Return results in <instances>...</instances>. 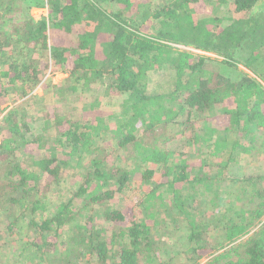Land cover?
I'll use <instances>...</instances> for the list:
<instances>
[{
  "label": "trees",
  "instance_id": "1",
  "mask_svg": "<svg viewBox=\"0 0 264 264\" xmlns=\"http://www.w3.org/2000/svg\"><path fill=\"white\" fill-rule=\"evenodd\" d=\"M0 1L5 91L26 95L43 80L31 52L48 44L49 31L75 34L67 46H48L45 68L68 74L54 85L61 109L45 112L29 137L19 109L0 117V220L10 233L26 222L29 260L264 264V173L234 171L244 157H264V0ZM208 1L232 17L209 16ZM30 7L47 15L27 17ZM164 71L173 72L170 90L151 89ZM103 98L120 101L119 111L104 114ZM175 127L182 149L171 147ZM65 173L76 180L64 185ZM133 185L138 200L127 198ZM50 198L57 203L46 212ZM228 199L241 208L232 213ZM168 224L182 231L164 233L185 240L181 263L156 253ZM208 246L215 251L199 261Z\"/></svg>",
  "mask_w": 264,
  "mask_h": 264
},
{
  "label": "rangeland",
  "instance_id": "2",
  "mask_svg": "<svg viewBox=\"0 0 264 264\" xmlns=\"http://www.w3.org/2000/svg\"><path fill=\"white\" fill-rule=\"evenodd\" d=\"M1 2V1H0ZM207 4L209 6L212 7V11L209 14V16H217L218 18L221 19L222 23H226L228 21V19L230 17H232V13L226 11L224 8H220L218 7L217 4H214L210 1L207 2ZM1 7V6H0ZM47 8H38V7H30L28 9L25 10V15L27 17H31L33 19H38L41 18L43 16L47 15ZM88 28V26L86 27ZM12 32L8 33L11 34ZM74 33L71 34H66L64 32L61 31H49V36H48V44L47 45H43V44H38L37 45V49L32 50L31 54H32V59H34V63L36 65H38V69L43 68V71L45 73V77L43 78V80L36 84L33 85L32 89H29V91L26 93V95H21V91L19 89V87L17 88V90L13 91V92H8L5 91V88L8 87L9 84H6L8 81V77L7 76H1L0 77V109H1V115L0 117L4 114V111L7 110H15V109H19V117L23 116L24 120L27 122V126L29 130L24 129L26 136H30V133L32 134H37L39 129L42 126V122L44 121V116L43 114L45 112L51 113V112H55L60 108V101L55 97V95H53L54 93V85H59L60 83H62L61 81L68 75L67 73H65L64 71H62L61 68L56 69L55 67H52L51 65H48L47 68H45V63L47 61L46 57H47V52L49 51L48 46L49 45H68V43L74 38ZM68 42V43H67ZM66 45V46H67ZM1 59L3 61H7L8 60L4 57L1 56ZM6 64H0V69L4 71H7L6 68ZM67 66H72V63L67 61ZM217 64L213 63V62H209L206 63L205 67L208 69H215L214 67H216ZM167 68V67H165ZM46 71V72H45ZM171 71H164L162 74L156 76V78L154 80H161L160 84L158 86H155V84L152 86L151 89H155V90H160V91H167L170 90V85L169 81H170V74L172 76ZM42 78V77H41ZM153 80V81H154ZM20 84V82L18 83ZM96 102H98V99L96 100ZM99 103H101L99 105V107L101 108V111L104 114H107V112L109 111H119V104L120 101L118 103H115V98H103L102 102L101 100L99 101ZM72 104H74L75 106L82 108L85 104H82L80 100H74L72 101ZM72 104H69L68 106H71ZM80 104V105H79ZM95 107H97V104L95 105ZM95 112V111H94ZM90 112H86L84 113V116L90 115ZM213 122L215 123H220V118H214L212 119ZM175 132V139L171 144V147L176 148L177 146L180 145V148L186 143L185 140V136L179 135L180 134V129H177L175 127L174 129ZM198 145V144H197ZM224 146V147H223ZM189 147V146H188ZM203 147V146H202ZM29 148L33 149L32 152H36L35 149L36 147L34 145H30ZM198 148V147H196ZM222 148V149H221ZM225 148V145L222 144L221 147H219V149L215 150L214 149V153L213 155H211V159H215L216 157H218L220 155V149L223 150ZM182 149V148H181ZM206 149L208 148H204V150L202 149V151H206ZM37 154V153H36ZM43 155V150H39L38 154L35 155L36 159L39 161L41 158H39L40 156ZM194 156H196V154L194 153ZM204 158V154H201L200 157L198 158L199 161L202 160ZM258 158V161L256 160ZM202 163V161H200ZM239 163H241L242 165L237 166L234 164V168L237 170H234L237 173H240L242 175H255L258 173H264L263 168H264V157L261 156V154H256V158H250V157H244L242 159L239 160ZM233 168V167H231ZM233 171V172H234ZM234 172V173H235ZM75 174H68L65 173L62 182L64 180V178H68V182L70 181H74L76 180V177H72ZM72 177V178H71ZM64 185H67V181L63 182ZM135 185L132 186L131 191L128 193V197L127 198H133L136 197V200H138L137 196L139 197L140 195V190H138V187L134 188ZM252 186V185H251ZM66 188V187H63ZM253 188V186H252ZM188 190L190 191L191 189L188 188ZM65 195V192H61V194L59 193L58 195ZM55 197V196H54ZM230 198V197H226ZM51 199H49V203H48V207L46 209V212H51L55 209V206L52 202L57 203V198H55L52 202ZM229 200H225V202H228L227 207H231V201L229 203ZM245 202V201H244ZM236 203V202H235ZM234 203V204H235ZM242 204V203H241ZM240 203H236L235 206L231 207V211L232 213H234V209L238 210L239 208H241ZM240 205V206H239ZM151 208H154V206H151ZM151 209H149L147 212H149ZM146 212V213H147ZM148 215H153L151 213H147ZM264 219V215L261 217V220ZM25 221V220H23ZM174 225L172 224H168V227L164 228L163 232V237H164V244H159L156 253L161 254L163 257H173L175 260L179 259L181 257H183L181 255V253H178L180 251L184 252V244H185V240L183 239V237L180 238H176V239H168V236L165 235L164 233L166 231H170L172 230L175 233H181L182 231H175L173 229ZM15 232H8L7 230L4 231L6 229V225L4 223V221L0 220V264H34L35 263V259H33L32 261L29 260V258H27L24 253V251H21V246L22 244L20 243V239L27 237V233L29 232V227L27 226L26 222H22V226L18 228V226L13 227ZM255 229H257V226L255 227ZM4 231V232H3ZM212 232V231H211ZM211 232H208L209 237L207 239H205V242L208 243H212L214 242V237L212 235ZM65 234V233H64ZM162 235H158V234H154V236H158L159 238L162 237ZM22 237V238H21ZM215 250H213L212 247L208 246L205 248L204 251H201V256L199 258V261L204 262L205 260H207L210 255L214 252ZM28 254V253H26ZM161 260H164L163 258H161ZM179 262H182V259H179Z\"/></svg>",
  "mask_w": 264,
  "mask_h": 264
}]
</instances>
